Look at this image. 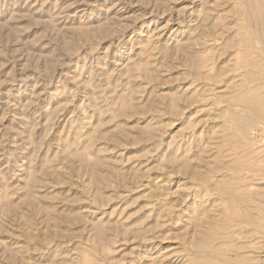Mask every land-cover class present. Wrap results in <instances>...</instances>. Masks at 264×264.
<instances>
[{
	"label": "rangeland",
	"instance_id": "1",
	"mask_svg": "<svg viewBox=\"0 0 264 264\" xmlns=\"http://www.w3.org/2000/svg\"><path fill=\"white\" fill-rule=\"evenodd\" d=\"M244 1L0 0V264H264Z\"/></svg>",
	"mask_w": 264,
	"mask_h": 264
},
{
	"label": "bare ground",
	"instance_id": "2",
	"mask_svg": "<svg viewBox=\"0 0 264 264\" xmlns=\"http://www.w3.org/2000/svg\"><path fill=\"white\" fill-rule=\"evenodd\" d=\"M241 1H242V0H241ZM245 1H246V6H247V5L249 4V2L247 3V0H245ZM245 1H244V4H245ZM262 1H263V0H262ZM262 1L259 0V2H262ZM252 4H253V5H256L257 3H256V4L252 3ZM258 4H259V3H258ZM258 4H257V5H258ZM260 5H263V6H264V3H263V4H260ZM246 6H245V9H246ZM249 6H250V5H249ZM249 6L247 7L248 9L251 8V6H250V7H249ZM255 7H256V6H255ZM260 7H261V6H260ZM260 7H259V8H260ZM259 8H258V10H259ZM263 8H264V7H263ZM248 9H247V10H248ZM251 9H252V8H251ZM260 9L262 10V7H261ZM247 10H246V11H247ZM249 10H250V9H249ZM253 11H254V13H256V12H255V9H254ZM259 11H260V10H259ZM250 12H251V11H250ZM245 13H246V12H245ZM252 13H253V12H251V14L249 13V15L252 16V15H253ZM261 14H262V12H261ZM263 14H264V13H263ZM251 16H250V18H251ZM253 16H254V15H253ZM253 16H252V17H253ZM255 18H257V17H255ZM257 19H259V18H257ZM261 20H262V19H261ZM255 21H257V20H255ZM259 24H261V23H259ZM262 25H263V24H262ZM260 27H261V26H260ZM258 31H259V30H258ZM263 35H264V34H263ZM259 36H260V35H259ZM252 38H253V37H252ZM248 39H249V38H248ZM243 41H244V40H243ZM246 42H247V41H246ZM253 42H254V41H253ZM249 43H250V42H249ZM263 44H264V43H263ZM251 47H252V46H251ZM263 47H264V46H263ZM252 50H253V49H252ZM262 52H263V51H262ZM256 56H257V55H256ZM252 59H254V58H252ZM253 61H254V60H253ZM255 62H256V61H255ZM255 62H254V64H255ZM251 63H252V62H251ZM252 64H253V63H252ZM257 64H258V62H257ZM253 79H254V78H253ZM237 178H238V177H237ZM255 205H256V204H255Z\"/></svg>",
	"mask_w": 264,
	"mask_h": 264
}]
</instances>
